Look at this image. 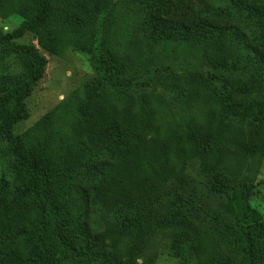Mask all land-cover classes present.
I'll use <instances>...</instances> for the list:
<instances>
[{"label": "trees", "instance_id": "trees-1", "mask_svg": "<svg viewBox=\"0 0 264 264\" xmlns=\"http://www.w3.org/2000/svg\"><path fill=\"white\" fill-rule=\"evenodd\" d=\"M13 15L22 23L0 34V264H138L160 230L180 264H264L250 187L221 216L178 189L193 160L213 194L261 172L264 0H0V19ZM70 48L105 78L16 132L44 53ZM154 80L185 108L184 130L163 124L142 89Z\"/></svg>", "mask_w": 264, "mask_h": 264}, {"label": "rangeland", "instance_id": "rangeland-1", "mask_svg": "<svg viewBox=\"0 0 264 264\" xmlns=\"http://www.w3.org/2000/svg\"><path fill=\"white\" fill-rule=\"evenodd\" d=\"M22 23V18L18 15H13L7 19H0V34L2 31H11L15 27H18ZM22 43L37 44V41L29 34L25 38L21 39ZM48 58V65L45 70V75L37 83L32 95L28 98V107L30 110V118L16 126V132L23 133L32 124H34L39 118L49 112L52 108L58 105L63 99L70 98L73 93L83 89L87 81L91 78H95L97 82L103 80L105 76L98 72L93 66L94 55H88L80 53L79 51L68 49L63 57L51 56L48 53H44ZM96 55V54H95ZM105 85L108 81H103ZM147 92L155 93L160 97L159 103L162 107L163 121L169 122V126L175 129H185L187 124L186 111L174 98L164 90L154 80V85L142 88ZM162 121V122H163ZM187 184L181 188H178L183 196L187 197V193L193 188L196 195L194 198L198 201L208 204L212 209H215L218 215H226L227 207L229 205L228 196L230 191L240 192L245 188H251V201L255 207H257L264 214V163L261 172L256 176H253L250 180H243L238 177L234 182L230 183V188L225 186V190H222L219 194H213L207 191L203 187L207 188L213 186L210 178L200 173L199 161L193 160L187 165L186 168ZM194 180V181H192ZM204 181L203 187H198L193 182ZM198 181V182H199ZM189 182H191L189 184ZM246 182V183H245ZM172 185H170L171 187ZM176 187L175 185L173 188ZM222 187V186H221ZM192 190V192H193ZM180 193V194H181ZM164 194V193H163ZM212 194V196H211ZM164 201V200H163ZM162 202V201H161ZM205 208V206H203ZM196 214V213H195ZM208 212L203 215L197 214L199 220L210 227L213 231H217V228H221V220H217L214 215ZM171 242V234L169 231L160 230L148 240L147 245H144L143 257L137 260L138 264H142L152 255H155L157 260L156 264H180L177 258L169 255V244ZM125 246V245H124Z\"/></svg>", "mask_w": 264, "mask_h": 264}]
</instances>
